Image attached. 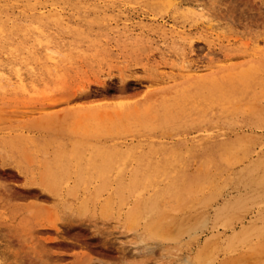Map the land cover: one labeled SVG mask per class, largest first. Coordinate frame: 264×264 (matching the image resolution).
Wrapping results in <instances>:
<instances>
[{"label": "rangeland", "instance_id": "374dc122", "mask_svg": "<svg viewBox=\"0 0 264 264\" xmlns=\"http://www.w3.org/2000/svg\"><path fill=\"white\" fill-rule=\"evenodd\" d=\"M0 8L8 28L25 27L0 67L8 156L22 147L15 156L29 170L34 164L49 178L54 172L99 185L87 191L70 183L52 194L27 186L18 166H0V264H264V0H0ZM219 67L233 73L229 121L224 134L201 129L212 145L190 143L197 131L186 128L171 132V144L149 146L151 166L99 153L97 140L109 136L93 130L101 115L181 83L185 68L205 77ZM223 136L229 145L218 148L214 139ZM211 148L229 161L225 184L224 172L212 181L200 163ZM147 149L137 146L134 155ZM182 161L199 173L186 175ZM130 166L167 179L169 214L184 216L163 240L142 238L143 221L130 230L126 213L135 199L100 184L104 178L115 187ZM192 177L206 183L198 188ZM106 207L110 215L101 213Z\"/></svg>", "mask_w": 264, "mask_h": 264}, {"label": "bare ground", "instance_id": "6f19581e", "mask_svg": "<svg viewBox=\"0 0 264 264\" xmlns=\"http://www.w3.org/2000/svg\"><path fill=\"white\" fill-rule=\"evenodd\" d=\"M2 11L3 9L0 8V13H3ZM24 30L25 27L20 23H16L15 26L8 28L5 22H3L2 17L0 15V67L2 66V62L5 59H9V48L10 45L12 46L11 40L13 36L16 35L18 32L23 34ZM27 32L30 33L29 31ZM38 60H42V58H39ZM221 68L222 67H219L218 70H214L205 77L204 75L202 76L197 75L196 73H190L189 69L185 68V72L183 71L179 75V79L182 80L181 83H176L169 86L168 88L153 91L151 95L146 96L144 100L136 104L134 107H129V109H127L126 111L122 110L118 112L117 110H112L109 114L101 115L102 117L99 118L98 122H96L98 128H95L93 130H99L100 132L105 131L109 134V136H104L103 138H99L97 140L98 146L103 148V152L99 153L107 159H111V157L118 159L124 156L128 158L129 161L137 159L139 161H145L149 164L151 161H154L149 155V146H151L152 144H171V141H173L172 135H170L171 132H173L174 130H186V128H188L189 130L197 131V135L191 138L190 143H199L209 140V144L212 145V138L207 139L205 135L202 134L201 129L204 128L210 130L211 132H214L215 130L222 131L224 130L225 126L228 125L226 123L229 121V78L231 77L230 75L233 73H231L229 67H224L222 69ZM204 91L208 92L205 93ZM219 133L224 134L220 131ZM83 135L86 136V133H84ZM185 136L188 137V134H186ZM46 137L47 135L41 136L40 138L44 139ZM48 137L52 136H50L49 134ZM67 138L69 142L73 141L72 137ZM185 138L186 137H184L183 140ZM23 141L30 142L32 140ZM179 141L180 140H178V142ZM107 142H111L112 144L108 145ZM127 142L129 144H127ZM6 143L7 137L3 132H1L0 166L2 168H5L6 166H9L11 164L15 165L16 167L18 166L21 170H19V172L25 174L24 183L29 187L34 186L39 188L41 191L49 192L52 194L59 193L63 189L69 191L73 187L76 188V186H80L79 188H83L87 191L92 187H94V189L99 188V185L97 188L96 179L87 178V180H81V178L79 177H69L66 179L63 176H57L56 174V176H53L52 173L54 172L50 174V176L52 175V177L49 178L47 175H49L50 170H43L42 172H39V170L38 172L42 174L40 176V174L34 172L36 171V169H34L33 163V165L30 166L31 170H29V168L27 169L24 165L19 163L22 161L15 155L18 152L22 151V147L20 148L17 146H12L10 149L12 150L13 156L11 157L10 154L8 156L7 149L9 146H7ZM214 143L215 145H217L218 148H226L229 145L228 140L225 139H214ZM83 144V141L77 143V145ZM137 146H142L148 149L135 156L134 149ZM71 147H73V145ZM95 147H97V145H95ZM123 147H125L126 150L123 151ZM57 148L60 149L59 146ZM42 154H47L46 160L53 162L52 157L48 156L49 154L45 150H42ZM179 155L180 154H178L177 156L182 159L183 155ZM60 157L61 156H59V159H61ZM224 157L225 155L223 152H219L216 155L213 154V149L211 148V152L209 151L203 154L200 163L202 165L207 164L209 166L210 171L207 172L209 173V176L211 177L212 181H219L217 176L224 172V176L220 175L219 177L222 183L225 184L229 179V161L227 158ZM180 163L181 166L184 167L182 172H184L186 175H196V173H199L201 168L200 166L193 168V165L189 163V161H182L179 162V164ZM105 164L103 165L105 166ZM149 165L151 166V164ZM221 165H223L222 168H220ZM146 169L148 168L144 167L137 170L136 168L130 166L128 168V170H130V175L128 176V178H123L120 176L114 179L115 187L107 185L108 180L104 178L102 179V183L100 182V184L103 187H108V189L111 190L114 194L117 191H120L121 193L128 191V194L135 199L134 205L130 207L126 213L125 222L130 230H136L139 221H143L144 226L142 227L141 232L142 238L163 240L165 238L164 236L168 226H170L171 224V226H178L184 216L181 214L177 216H171L169 214V208H167L166 203L171 197V188L168 187L167 179H164L157 174L147 176L150 173L149 171H147L148 173H146ZM117 170L119 169L117 168ZM61 171L60 173H62ZM176 171L181 172L180 169ZM67 175L69 174L67 173ZM193 178L198 179L192 177V179ZM205 181L206 180L204 179H198L195 182L197 183V187L200 188L201 183L203 182L205 184ZM80 182L81 184L77 185ZM83 182H87V184H83ZM159 182L165 183L163 188H159ZM70 183H72L73 187H70ZM178 183L180 184L181 188L184 186L183 189L186 190V185H184L181 180H179ZM92 192L93 191H91V193ZM87 199L89 198L87 197ZM86 202L87 201L84 200V202H82V205H86ZM110 211L111 210H109V208L108 210L104 208L102 209L101 213H103V215H110ZM112 211L118 212L116 210Z\"/></svg>", "mask_w": 264, "mask_h": 264}]
</instances>
